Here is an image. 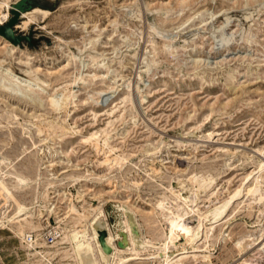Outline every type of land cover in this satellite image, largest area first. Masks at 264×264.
I'll return each instance as SVG.
<instances>
[{"label":"rangeland","instance_id":"rangeland-1","mask_svg":"<svg viewBox=\"0 0 264 264\" xmlns=\"http://www.w3.org/2000/svg\"><path fill=\"white\" fill-rule=\"evenodd\" d=\"M8 2L0 17L9 21L19 5L12 30L23 39L14 45L0 36V206L8 215L0 264H75L60 229L82 231L92 207L101 208L116 245L125 220L136 240L152 244L128 264H165L150 255L169 235L160 203L178 194L195 200L186 224L198 227L208 213L209 221L194 241H176L169 257L186 254L172 264H264V0ZM34 9L50 15L24 30L23 14ZM73 55L96 78L73 85ZM28 81L42 89L28 92ZM127 86L133 98L124 104ZM56 90L71 91L67 105L51 103ZM48 122L61 128L50 135ZM116 157L122 166L106 163ZM194 179L207 189L196 192ZM256 188L259 196L249 192ZM227 200L216 223L210 213ZM45 206L55 214L35 221L40 232L20 226ZM53 228L63 240L39 249L52 253L47 260L21 240L24 231Z\"/></svg>","mask_w":264,"mask_h":264},{"label":"bare ground","instance_id":"bare-ground-1","mask_svg":"<svg viewBox=\"0 0 264 264\" xmlns=\"http://www.w3.org/2000/svg\"><path fill=\"white\" fill-rule=\"evenodd\" d=\"M8 1L9 0L0 3V6L7 7L9 9L10 5H9ZM49 15H50L49 11L41 10V9H34L28 13H24L22 18L26 19V21L23 23L22 27L24 28V30H26L31 24L37 22L40 19H44ZM7 21H8V13L7 14L2 13V16L0 17V26H3L5 24V22H7ZM17 28H19V26H17ZM216 32L217 31H215L214 34H216ZM232 37L233 36L226 37L224 40H222V42L223 43H229L232 40ZM100 41L101 40H99L97 42V44L99 46H102L104 43L100 42ZM91 57H93V56H91ZM69 58H70V61L74 64L75 70L77 72L76 76L74 77L73 85H76L79 81L85 83L88 78H96V76H97L96 74H94V75H90V74L85 75L84 74V71H85L84 66L85 65L81 59L77 58L74 55L70 56ZM78 64H79V66H78ZM147 65H150V64H147ZM6 72L8 74L9 70H6ZM7 74L3 73V71H2V78L4 79V77H6ZM10 74H8V75H10ZM1 83H2V81H1ZM25 83H26V85L24 84L25 85L24 89H26L30 93L36 92L35 91L36 88L37 89L41 88V85L38 84L37 81H33V82L28 81ZM135 88H136V93L138 95H140L141 94V93L139 94L140 88L139 87H135ZM10 91H11V89H10ZM65 91L67 92L68 90H65ZM14 92H16L17 95L23 94L22 89L19 86L14 90ZM57 92L58 91L56 90V92L54 93L53 98L51 100V103L57 108L63 107L64 105H67L69 99H68L66 94L68 92L71 93V91H68L66 94H61V95H59ZM131 96H133V90H131L130 86H127V92L125 93V97L123 98V103L126 104V103L130 102L129 99L133 98ZM131 104H133V103H131ZM45 127H48L47 132L50 135H54V132L61 128V126L55 122H48L47 125L44 126V128ZM40 132H42V131L40 130ZM95 136H91V137L93 138ZM109 138H110V135L107 134V139L105 140V144H104L106 147L109 146ZM124 161H125L124 158L116 157L113 159H108L106 161V163L111 165V166H119V165L122 166V163H124ZM190 181L193 184H195V186L197 187L196 192L198 190H201V189H203V190L207 189L206 182L203 180L194 179V180H190ZM261 191L262 190L259 188L249 190L250 194H252L253 196L258 195V193L260 195ZM258 199H259V197H258ZM261 199H262V197H260V200ZM194 201L190 200L189 198L184 197L180 194L175 195V199H174L173 203L172 202H166V199L161 201V203H160L161 209L160 210H162L164 212L163 217L165 218V221L168 224L169 235L167 237V242L163 245L162 248L159 249L158 253H154V254L150 255L151 256L150 259H152V260L156 259L155 255H159L160 257L163 256L162 258H165V264H172L175 261H178L177 259H179V262H180L181 261L180 259L184 258L183 256L186 254L185 252L179 254L178 258L174 262H173V260L176 257H173V258L169 257V251L171 250V248L177 249V247H179V245L177 244L176 241L179 238H183L185 240L186 244H189L190 242L197 239L198 236H200V234L203 233V226H204L203 222L209 221V213L204 215L203 217H201V221L199 222L198 227L194 228V227H191L185 223V218L189 215V213L195 212L194 208L190 206L191 204H195ZM230 203H231V201H229V200L221 202L220 206L216 207L210 213V216H212L210 218H213L214 220H216V223L219 222L221 217L226 213L228 207L230 206ZM2 205L9 206V202L4 200V204H2ZM186 208H188L189 211H187ZM92 209L96 213L94 214L92 220H90L89 222H87L83 226L84 229L82 231H79L78 229H60L61 231L64 232V235H65L64 240H66L69 243V247L66 248L65 251H63V253L65 254V258L71 259L75 264H128L131 261L136 260L137 257H139L140 252H148L149 249L153 248L152 244L147 243L143 240L138 241L135 239V236L133 235V233L130 229V226L128 225L127 220H125V221L123 220L124 221V229L126 232L125 239H124L123 243L120 242V245H116L115 239H114L112 233L110 232L107 224L105 223V221L103 222V220H102L103 213H101L102 212L101 208L92 207ZM125 209L128 210V212H130V214H129L130 218L135 219L133 212H132V209L129 208L128 206H125ZM166 212H167V214H166ZM52 214L53 215L55 214V208H53V206H45V207L38 208V209L34 208L32 210V212L30 213V215L27 218L22 219L19 222V224L22 228H24V225H29L31 231L40 232L42 230L41 226L40 225L37 226L35 221L38 220V223L40 224V223H42L43 220L47 219V217L51 216ZM7 218H8L7 213L3 212V210L0 206V223L3 224V222ZM82 218L84 219L85 215H82ZM214 220H213V222H214ZM51 230L58 233L57 240L55 242L53 241L52 244H49L47 242V240L44 238V232L45 231L41 232V234H30V235L26 234V232L24 231L23 233L20 234L21 240L23 242H24V239L27 241V243H28L27 247L29 248V250H31V252H34L33 255H35V256L40 255L43 259L47 260L48 256H51L52 253L46 252V251L40 252L39 249L46 248L47 246L45 245V243L48 246H52V245H55L59 240H63L62 239L63 232H61L57 229H54V228ZM205 230L207 231V229H205ZM80 232H83L85 234L82 242L79 240L80 239ZM30 236L32 237L31 239H29ZM204 236H205V234H204ZM126 253H131L133 256H135L134 259L131 260V258L125 257ZM159 256H157V258ZM206 257L207 256H204L203 258H206ZM48 260L50 261L52 259H48Z\"/></svg>","mask_w":264,"mask_h":264},{"label":"water","instance_id":"water-1","mask_svg":"<svg viewBox=\"0 0 264 264\" xmlns=\"http://www.w3.org/2000/svg\"><path fill=\"white\" fill-rule=\"evenodd\" d=\"M20 6L17 5L15 10H12L13 17L3 26H0V36L5 38L10 43L17 45L21 42L23 38L15 36L12 28L18 21Z\"/></svg>","mask_w":264,"mask_h":264},{"label":"built area","instance_id":"built-area-1","mask_svg":"<svg viewBox=\"0 0 264 264\" xmlns=\"http://www.w3.org/2000/svg\"><path fill=\"white\" fill-rule=\"evenodd\" d=\"M31 238L32 237L30 236L29 239ZM44 238L47 240L49 244H52V242L58 238V233L52 230H46L44 232Z\"/></svg>","mask_w":264,"mask_h":264}]
</instances>
